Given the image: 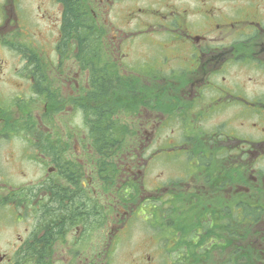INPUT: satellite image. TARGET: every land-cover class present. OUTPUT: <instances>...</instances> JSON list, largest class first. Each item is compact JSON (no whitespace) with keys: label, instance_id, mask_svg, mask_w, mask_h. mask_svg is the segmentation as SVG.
Returning <instances> with one entry per match:
<instances>
[{"label":"flooded vegetation","instance_id":"af4514ba","mask_svg":"<svg viewBox=\"0 0 264 264\" xmlns=\"http://www.w3.org/2000/svg\"><path fill=\"white\" fill-rule=\"evenodd\" d=\"M56 2L50 62L32 13L52 24L53 9L0 0V264H115L123 255L127 264H209L197 257L203 235L210 246L230 239L236 255L247 207L261 214L247 236L264 254V0H83L104 31L102 59L124 82L115 100L124 113L108 118L138 128L118 139L127 146L102 153L92 67L78 40L64 39ZM63 111L81 112L86 130L71 122L54 136ZM173 167L182 177L166 175ZM147 214L168 233L118 248ZM182 235L192 247L178 248Z\"/></svg>","mask_w":264,"mask_h":264},{"label":"trees","instance_id":"16d2710c","mask_svg":"<svg viewBox=\"0 0 264 264\" xmlns=\"http://www.w3.org/2000/svg\"><path fill=\"white\" fill-rule=\"evenodd\" d=\"M60 1L65 6L62 25L64 39L67 42L77 39L80 43V54L83 57L84 64H91L92 67L94 91L91 97L93 106L90 108L93 109L95 116V122L92 126L93 134L96 138L94 147L100 153L112 151L119 143L115 137L117 128L114 127V123L108 118V114L115 111V99L118 97L119 91L114 90L123 87V82L118 76L112 75L109 63L102 59L103 32L95 22H91L86 13L83 0ZM120 92L122 93V91ZM107 100L111 104L110 102L106 103ZM255 210L247 207L244 215L251 217L252 221L261 215L260 213L255 215ZM242 239L243 237H238L237 248H248L252 244H254L252 248L260 246L257 240H251L250 242L249 240H245V238L243 244ZM199 246V244L196 245L198 248ZM237 256L238 261L236 264H258L262 257L260 254L246 255V253L239 251ZM242 259L243 262L241 263Z\"/></svg>","mask_w":264,"mask_h":264},{"label":"rangeland","instance_id":"374dc122","mask_svg":"<svg viewBox=\"0 0 264 264\" xmlns=\"http://www.w3.org/2000/svg\"><path fill=\"white\" fill-rule=\"evenodd\" d=\"M44 3L46 6L45 8H52L54 13H49L52 14V19L54 20V22L52 24L51 21L48 20V14L46 15V22L41 21L38 17L41 16H37L36 13H32V17L34 18V21L36 22V30L39 27L41 31H45V35H46V44L43 45V49L45 50V57L47 60L50 61V59H53L55 57V55H57L56 51H55V38L58 37V28H59V24H60V15H59V9H58V3L56 2V0H44ZM107 58V57H106ZM108 61V59H107ZM51 62V61H50ZM14 64V62H13ZM15 65V64H14ZM66 67V66H65ZM111 73H115L118 72L117 69H110ZM11 97V96H10ZM8 97V98H10ZM31 97V95L29 96ZM119 113H124V111H119L116 110L113 113H111L110 115L113 116L115 114H119ZM122 119V116L119 117V119ZM56 120L58 122H60L59 124H57L55 126L54 130V136L57 135H61L62 133V125H68L69 123L73 122L75 123L78 127H80L82 130H86L85 126H84V119H83V114L81 112H78L77 114H74V116H71L70 113H66L65 111H63L62 113H60L57 117ZM127 122H124L119 126V130L115 133V137L119 138V140L124 137V136H130L131 134L135 133L136 130H138L137 127H134V124L132 122H129V119L126 120ZM131 124V125H130ZM125 128V131L123 133L122 129ZM123 146L124 143H123ZM21 143L18 140H15V151H20L21 150ZM27 164V169L29 172V178L32 179V175H33V166H32V162L28 161L26 162ZM166 175L168 176H173L174 178H179L182 177V171L181 169L178 168H167L166 169ZM167 176V177H168ZM149 189V188H148ZM167 196H163V199H166ZM144 218H148L150 219L149 222L145 221ZM155 218H150V216L147 214L146 216L141 217L140 220H138L132 227V229L130 230V237L125 240L124 242H122L120 245L118 244V248L121 249H136V248H144L146 247L145 244L148 242V237L151 233L152 230L156 231L158 234V237H162L160 232H164V233H168L169 229H162L164 227L165 224H157V229L151 227V221L154 222ZM195 224V221L191 222V226L187 227V228H183L182 231H185V235L190 232L193 228ZM237 230H236V236L237 237H244L245 235H247V233H250V227H248L247 225H243L242 221H238L237 224ZM206 231H214V228H210V227H206ZM176 230H175V234H176ZM205 235V234H204ZM213 242V239L211 237V235H209L207 237V239L203 240L202 242V248L205 249V252H201L200 255H197L198 259L204 257L205 260H207V262H210L211 264L214 263H219V264H236V262L238 261V256L237 253L236 255H232L230 252H228L227 250L229 248H234V246L231 244V240L227 239V238H223L221 240V245H212L210 246V243ZM192 242L189 238L183 237V235L179 238V243H178V248H185L186 246L188 247H192ZM196 246V245H195ZM201 247V245L199 246ZM217 248L215 252H213L214 248ZM210 248V249H208ZM226 250V251H224ZM246 255H252L255 254L254 252L247 250L245 251ZM122 253H127V252H122ZM179 260H185L184 256H178ZM127 256H117L115 264H127ZM233 258H235V260H233ZM174 259H176V257H174ZM243 262V259L241 261V263Z\"/></svg>","mask_w":264,"mask_h":264}]
</instances>
